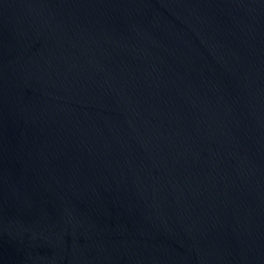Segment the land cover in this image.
<instances>
[{
  "label": "water",
  "instance_id": "1",
  "mask_svg": "<svg viewBox=\"0 0 264 264\" xmlns=\"http://www.w3.org/2000/svg\"><path fill=\"white\" fill-rule=\"evenodd\" d=\"M0 264H264V0H0Z\"/></svg>",
  "mask_w": 264,
  "mask_h": 264
}]
</instances>
